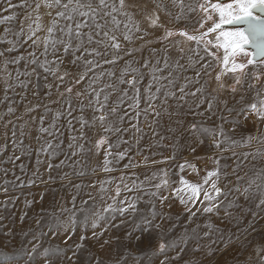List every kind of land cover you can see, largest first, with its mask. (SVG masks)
Masks as SVG:
<instances>
[{"label":"snow or ice","instance_id":"obj_1","mask_svg":"<svg viewBox=\"0 0 264 264\" xmlns=\"http://www.w3.org/2000/svg\"><path fill=\"white\" fill-rule=\"evenodd\" d=\"M6 2L8 7H17L11 4V0ZM175 2L172 0L173 4ZM19 7L30 8L31 11L20 23L19 30L13 33L12 40H6L9 29H5V38H0V43L8 44V47L0 49V64H3L0 80L5 85L0 103L9 101L0 120L5 116H15L16 108L28 99L30 86L36 103L29 100L25 105L24 114L30 120L19 125V137L15 121L8 120L5 124L6 128L12 125L11 143L5 134V144L0 145V189L5 193L23 186L22 182L17 183L20 177L10 180L8 176L10 172L15 176L17 167L24 171V164L16 163L20 160V156L15 155L17 150L21 155H31L30 146L23 144L24 137L30 134V123L38 122L35 129L37 142L42 136L51 138L45 139L37 149L39 153L46 154L48 171L70 167L71 174L77 178L95 172L96 168L82 167V161L73 160V157L90 160L99 156L103 149L102 167L105 172L112 171L113 165L125 159L129 160L125 167H130L133 154L143 151L141 141L148 138L149 133L159 139L150 140L147 148L159 149L168 136L175 142L188 132L203 135L204 121H211L214 117L220 123L213 129V144L209 147L230 150L238 143L235 137L237 128L241 130L240 140L247 137L251 141L264 136L258 127L254 132L243 123L251 115H256L258 121L264 123V100L259 106L257 103L246 106L242 95L254 91L259 97L264 89V71L258 67V60H264V0H230L228 3L217 0L210 4H189L190 15L170 16L173 22L189 20L198 7L204 14L196 22L199 29H204L207 21H211V25L199 35L189 34L187 30L175 33L196 45L194 48H186L183 43L174 45L175 55L167 43L161 48L151 47L153 41L147 39L151 33L141 28L136 19L151 17L150 27H160L156 14L164 12L170 15L164 0H32L31 4L22 0ZM181 7H184L183 4ZM41 8L47 9L45 14L51 17L48 26L42 23ZM212 13L216 14L215 19ZM14 19L15 16H4L0 24ZM229 25L243 27L230 29L226 27ZM42 32L46 35L41 36ZM173 35V31L165 29L164 36L156 38L155 42L161 43ZM121 40L133 46L125 47ZM137 41L143 43L136 47ZM25 45L32 49L42 47L43 50L39 56L36 51L19 54ZM249 49L252 51L249 52ZM145 51L147 57L143 55ZM137 54L140 59H136ZM209 57L222 64L223 71L214 77L210 73L212 64L206 62ZM242 57L250 58L240 62L238 58ZM120 61H123V68L119 72L104 69V65H117ZM9 65L15 66L14 72L9 70ZM37 69H41L42 73H38ZM96 69L100 70L99 73ZM229 74L231 82L224 79ZM41 75L43 83L40 82ZM145 75L149 82L142 93L140 85ZM33 76L36 77L35 82ZM49 77H52V82H49ZM16 88L24 91L17 93ZM54 89L56 99L51 98ZM237 95H240L239 101L235 100ZM16 96L19 100L15 99ZM52 105H59V108L54 110ZM34 112H39V115L33 117L31 114ZM74 112L80 114L73 115ZM49 113L54 114L46 127ZM189 116L202 120L189 123ZM62 117L66 119L69 133L66 148L64 132L58 124ZM141 117L148 126L147 132L140 123L134 122L140 121ZM22 119L23 115L16 117L17 121ZM224 123L233 125L232 135L223 130ZM77 124L79 128L75 126ZM26 127L29 133L24 131ZM160 128H165L168 135H160L157 131ZM98 130L102 133L99 139L90 135L97 134ZM217 132L223 139L216 137ZM194 145L202 146L203 141L195 140L187 145L193 153L197 150ZM9 147L11 154L5 155ZM178 147V143L173 144L174 151ZM59 155H63L64 159L53 164L52 161ZM233 156L240 161L235 152ZM171 158L174 157L164 159ZM244 159L247 157L244 156ZM6 165H11V169ZM184 167L180 166L181 171ZM239 167L240 163H237L231 174L237 175ZM33 175L29 185L37 180L48 185L67 179L69 173L56 177L49 175L47 179H43L38 170ZM221 175L227 179L229 173L226 167H222L220 173H208V176L217 178ZM257 179L260 184L253 180L249 188L244 189L238 185L229 187L227 183L221 189L213 182L211 191H208L204 187L209 183L207 177L201 185L190 184L181 176L179 183L183 187L172 190L189 216H196L199 212L208 217L207 231L203 232V236L208 238L209 243H201V238L197 236V246L208 258V264H216L217 256H230V261L224 260L222 264H264V224L261 223L264 221V172L258 174ZM237 180H240L238 175ZM252 185L256 186L255 192L250 190ZM84 187V184L71 185L76 190L72 195L73 209H67L61 202L59 213L41 210L28 217L26 210L20 217L21 222L28 218L38 226L27 232L21 229L18 233L6 223L11 222L14 216L12 209L19 197L0 201V236L6 242L15 240L18 234L24 236V242L30 244L24 249L27 264H184L186 255L187 264H193L191 257L196 256V252L189 255L183 248L173 249L166 239L164 225L173 220L172 205L168 203L172 197L163 194L169 187L168 180L153 185L155 191L145 192L149 197L148 211L137 207L141 198L136 197L121 201L115 207L110 205L111 212L105 218L92 214L77 215L76 199ZM125 190L132 189L125 185ZM49 191L55 199L57 190ZM119 193L118 187L117 196ZM46 194H42L40 199L43 200ZM34 202L25 201L29 208ZM85 204L87 201H81V206ZM198 204L201 206L197 207ZM45 227H48L47 232ZM10 259L8 255L0 256V264H9ZM195 264L202 262L197 260Z\"/></svg>","mask_w":264,"mask_h":264},{"label":"rangeland","instance_id":"obj_2","mask_svg":"<svg viewBox=\"0 0 264 264\" xmlns=\"http://www.w3.org/2000/svg\"><path fill=\"white\" fill-rule=\"evenodd\" d=\"M31 4L32 0H28ZM22 3V0H11L12 5H16L17 7H8L6 0H0V19L4 16H15L14 20L6 21L3 24H0V38H5V29H9L6 36V40L13 39V33L19 30L20 23L24 21L25 16L31 11L30 8H21L19 5ZM164 3L168 4L169 14L164 12L157 13L156 15L159 17L160 27L165 26L166 29L173 31L174 35L172 37H168L166 40L162 41L161 43H156V38L163 37L164 35L159 29H153L150 27V20L151 18L148 17L147 20L137 17V21L140 24L141 28L147 29L151 35L147 37L153 41L152 47L161 48L163 47L164 43L169 45L170 50L172 51L173 55H175V48L174 45H179L183 43V45L187 48L189 46L196 47L194 42H189L185 40L183 37L175 35V33L179 32L180 30H187L189 34L199 35L200 31H206L207 27L211 25V21H207L205 23L204 29H199V24L196 23L197 21L203 18V13L197 7L196 12L194 15H191L189 20H184L182 22H173L171 17L176 16H183L187 17L190 15L188 11V5H198V4H205L207 3L206 0H176L175 4L172 3V0H164ZM183 4V8L181 5ZM210 4V3H208ZM7 9V11H5ZM47 9L41 8L40 14L42 17V23L44 26H48L51 21V17L47 16L45 13ZM214 19L216 18V14L212 13ZM27 22H25V25ZM164 24V25H163ZM41 36L46 35V33H40ZM31 43V42H29ZM122 45L125 47H130L129 44L121 40ZM139 45H135L139 47L143 42L137 41ZM8 47V44L0 43V49ZM27 50V51H26ZM43 48L39 49H32L29 48L28 45H25L23 48L19 50V54H27V52L36 51L37 55L39 56L40 52ZM215 51V50H214ZM16 55V53H13ZM147 57L146 51L143 54ZM222 57V52L220 53ZM111 59V57H108ZM136 58L140 59L139 54H137ZM250 57H242L238 58L240 62H246L247 59ZM41 59H43L41 57ZM51 60L52 57H49ZM212 64L210 68L211 76H215L223 71L222 64L209 57L208 61ZM13 65H9V70L14 72ZM139 68V65L136 66ZM258 67L260 70L264 71V61L258 63ZM21 68H23V64H21ZM123 68V64L121 65V61L117 65H104L105 70H116L119 72ZM3 69V64H0V70ZM97 73H99V69H96ZM146 72L148 70H145ZM38 73H42L41 69H37ZM3 73L0 71V76ZM188 75H192V73H188ZM131 78V77H129ZM24 79V77H21ZM106 79V78H105ZM225 80L230 81V74L224 76ZM32 80L35 82L36 77L33 76ZM40 82L43 83V76L41 75ZM49 82H52V77H49ZM149 78L145 75L144 80L142 81L140 88L141 92L143 93L145 86L148 84ZM253 83H257L253 81ZM126 87V86H125ZM5 85L2 80H0V99H3L4 96ZM24 89L16 88V92L20 93L23 92ZM244 95V104L250 105L251 103H257L260 105V101L264 100V89H262V94L257 97L256 93L247 92L242 93ZM9 96L12 97V93L9 92ZM28 99L20 103L19 107L16 108L15 116H5L3 120H0V145L5 144V134H7L9 138V144L11 143V128L12 125L9 124L8 127H5V124L8 120L15 121L18 125L17 127V137L20 136V128L19 125H23L25 121H29L30 117L25 113V105L28 103L29 100L32 103H36V100L33 99L31 86L27 91ZM52 99H56V92L55 89L53 90ZM15 99L19 100V96H16ZM191 101V98H189ZM236 101L240 100V95H237L235 98ZM9 101H5L4 103H0V115L6 112L7 105ZM76 103V101H74ZM16 107L15 105H13ZM143 107V104H141ZM52 108L55 110L59 108V105H52ZM42 111V110H41ZM54 113H49L47 115V119L45 121V126L47 127L48 123L52 121ZM79 112H74L73 115H79ZM23 115V119L17 121L16 117ZM33 117L38 116L39 112H34L31 114ZM202 118L196 117L193 118L192 116L188 117V122H196L201 121ZM140 123L141 127L148 131L147 124L143 123V118L141 117L140 121H134ZM220 122L216 120L214 117L211 121H204L202 132L196 133L193 135L191 132L185 133L183 137H179L175 142L171 136H168V139L163 141L162 146L159 149L152 148L149 150L147 148L148 143L150 140L155 139L158 140L159 137H152L151 133H149V137L145 140L141 141V145L143 146V151L141 153H134L132 156V165L130 167H125L129 163L128 159L121 161L117 165H113V170L110 172H105L103 170V149L99 156L92 158L90 160L84 159L82 157H73V160L80 159L82 161L80 166L87 165L88 167L96 168V171L85 176L77 178L73 176L72 169L70 167H63L62 169H53L51 172L48 171L47 168V156L45 153H39L37 149L41 146L45 139H51L46 136H42L40 141L37 142V132L36 127L38 126V122L30 123V134L26 135L23 139V144L30 146L29 151L31 155H21L19 150L16 151L15 155L20 156V160L16 163L24 164V171L21 172L19 167L15 169V176L12 173H9L8 179H15V177H20V181L17 183L23 184L21 187H17L15 190H9L5 193L2 189H0V201H5L10 197H19L15 201V207L12 209L14 216L11 218V222L6 221L9 227L15 228V230L20 233L21 229L24 232H27L30 228H37L38 226L33 222L30 221L28 218H25L23 222H21L20 217L23 213L27 210L28 217H32L35 213L40 212L41 210L48 211L49 213H59L60 211V203L62 202L64 207L67 209H73L72 205V195L75 194V189L71 188L72 184H84L86 187L83 188L80 195L77 196L76 199V212L77 215H84V214H92V215H99L101 218L107 217L111 209L109 206L115 207L119 205L121 201L126 200H134L136 197H140L141 200L137 204V207L141 210L148 211V203L149 197L145 194V192L155 191L153 185L162 183L163 180L169 181V187L164 190L163 194L165 196H171L172 199L168 201L171 203L173 209V220L169 221L164 225V228L167 232L166 239L168 243H170L175 248H183L187 254H191L192 252H196V256H192L191 259L193 264L197 260L201 261L202 264H208V258L204 256V254L200 251L199 247L197 246V236L201 238L200 242L207 245L209 243L208 238L203 236V232L207 231L205 225L209 223L208 217L205 214H201L197 212L196 216H189L187 212L184 211L183 206L179 203V200L176 199V196L173 194V189L183 187L180 185L179 181L181 176L188 181L190 184H201L203 185L204 179L207 177L209 183L204 185V187L211 191V184L215 182L221 189L224 188V185L227 183L229 187L232 185H238L241 189L249 188V184L251 181L255 180L256 184H260L261 181L257 179V175L264 172V136H261L257 139H252L249 141L247 137L243 140H240L239 133L240 129L235 130V137L238 143L232 147L230 150H218L214 147H209L208 140L213 138V129L216 127L217 124ZM247 125V128L253 130L258 127L261 132H264V123H260L256 115H251L248 121H243ZM58 124L62 127L64 132V140L65 144L64 147H67V138H68V129H67V122L65 118H60ZM79 128V125H75ZM167 126V122H165V127ZM223 130L230 135H232L233 125L224 123L222 125ZM24 131L29 133V128H25ZM160 135L167 136V132L165 128H160L157 130ZM99 130L95 135L96 139L100 138ZM218 139H223L219 136V133H215ZM127 138V137H126ZM195 140H202L203 145L197 146V150L193 153L188 147V144H193ZM178 143L180 147L176 148L175 151L173 150V144ZM11 148L9 147L8 151L5 155L11 154ZM233 152L240 156V154H244L240 156V161L237 160L236 156H233ZM152 153H156L152 155ZM244 156L247 159H244ZM145 157H148L145 160ZM165 157H174L168 160H165ZM60 159H64L63 155H59L57 159L52 161L53 164L59 163ZM39 161H43L40 163ZM155 161V162H153ZM167 162H170V166ZM71 163V161H70ZM237 163H240L239 170L237 175L240 177V180H237V175H232V171L236 168ZM193 165L194 167H188L187 165ZM185 165L184 170L181 171L180 166ZM201 165L202 169L200 171L195 170V166ZM11 169V165H6ZM222 167H226L229 173L227 179L225 180L223 175L219 178L215 176H208L209 172H217L220 173ZM38 170L40 176L43 179H47L49 175L56 177L58 175H62L63 173H69L68 178L64 180H57L55 183H51L45 185L41 183L40 180H37L36 183L29 185V181L34 179L33 173ZM194 171V172H193ZM124 178L121 180V178ZM62 185L67 187H62ZM125 185L131 191L125 190ZM120 188V193L117 196V188ZM49 189H55L56 196L53 199V196ZM251 191H256V186H251ZM44 195V199L41 200L40 196ZM61 197H63V201H61ZM115 198V199H113ZM35 201L32 206L29 208L25 201ZM81 201H87V204L81 206ZM126 206V205H124ZM201 205H197L200 207ZM195 211V209H193ZM68 214H65V218ZM215 218L213 217V220ZM264 224V221H261ZM50 226V225H49ZM46 232L48 231V227L44 229ZM259 237L256 238L259 241ZM31 240V237L28 238ZM162 242V241H161ZM264 243V241H262ZM30 246L29 243L24 242V236L22 234H18L15 240L11 242L4 241L3 237L0 236V256L8 255L11 259L9 264H27V257L24 256V249ZM251 251V250H250ZM175 255V253H172ZM150 255V253H149ZM188 256H185L184 264H187ZM224 260L230 261V256L225 257H216V264H222Z\"/></svg>","mask_w":264,"mask_h":264},{"label":"water","instance_id":"obj_3","mask_svg":"<svg viewBox=\"0 0 264 264\" xmlns=\"http://www.w3.org/2000/svg\"><path fill=\"white\" fill-rule=\"evenodd\" d=\"M206 1H207V3H215V2H217V0H206ZM222 2L228 3V2H230V0H222ZM257 15H259V13H257ZM226 27L230 28V29H235L237 27H243V25H229V26H226ZM251 51H252V49H249V52H251ZM262 61H264V60H258V63H260Z\"/></svg>","mask_w":264,"mask_h":264},{"label":"crops","instance_id":"obj_4","mask_svg":"<svg viewBox=\"0 0 264 264\" xmlns=\"http://www.w3.org/2000/svg\"><path fill=\"white\" fill-rule=\"evenodd\" d=\"M150 18H151V17H150ZM163 25H164V24H163ZM156 29H158V30L160 29L161 32L163 33V34H161V35H164V31H165L166 27H165V26H162V27H158V28H156ZM135 45L137 46V45H139V43H136ZM132 46H133V45H130V47H132ZM151 47H152V46H151ZM146 54H148L147 51H146ZM126 59H127V58H126ZM136 59H138V58H136ZM122 64H123V61H121V65H122ZM136 66H138V65H136ZM167 163L169 164V166L171 165L170 162H167ZM193 172H194V171H193Z\"/></svg>","mask_w":264,"mask_h":264},{"label":"built area","instance_id":"obj_5","mask_svg":"<svg viewBox=\"0 0 264 264\" xmlns=\"http://www.w3.org/2000/svg\"><path fill=\"white\" fill-rule=\"evenodd\" d=\"M185 39V38H184ZM186 40V39H185ZM213 77V76H212ZM209 144H212L213 143V138L209 139L208 140ZM202 169V166L201 165H197L195 166V170H198L200 171Z\"/></svg>","mask_w":264,"mask_h":264}]
</instances>
